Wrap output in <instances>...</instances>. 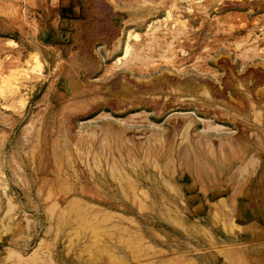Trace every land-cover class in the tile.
<instances>
[{
	"label": "rangeland",
	"instance_id": "rangeland-1",
	"mask_svg": "<svg viewBox=\"0 0 264 264\" xmlns=\"http://www.w3.org/2000/svg\"><path fill=\"white\" fill-rule=\"evenodd\" d=\"M34 56L40 69L22 70ZM12 72L0 264H264V202L241 201L264 192V149L258 183L239 160L218 175L188 155L240 130L264 140V0H0V88ZM106 136L134 158L107 155ZM137 183L150 197L135 204ZM55 205L101 214L47 215Z\"/></svg>",
	"mask_w": 264,
	"mask_h": 264
},
{
	"label": "bare ground",
	"instance_id": "bare-ground-1",
	"mask_svg": "<svg viewBox=\"0 0 264 264\" xmlns=\"http://www.w3.org/2000/svg\"><path fill=\"white\" fill-rule=\"evenodd\" d=\"M136 37L137 36H134L133 38H136ZM129 55H130V47H129V45L126 44L123 47V55H122V57L119 58V59H116V62H119L121 60L126 61L127 58L129 57ZM32 60H33L32 62H30V61L25 62V65H24V67H22V70L26 71L28 69V70L33 71V72L39 70L40 67H41V64L39 63L38 58L34 56L32 58ZM15 69L18 70V67H16ZM8 71H13V70H8ZM8 71H6V72L8 73ZM16 74H18V73H15V72L10 73L8 75L10 78L6 82L5 81H2V78H1V81H2L1 82V85L4 86L3 83H6L5 84L6 86L4 87V89H3V87L0 88V95L2 97L6 94L10 98H12L14 96H17L18 97L17 100H21L22 97L20 95L19 88H18L17 84L15 83L16 82L15 81L16 79L14 80ZM22 74H20V75L22 76ZM26 77H27V75H26ZM7 87H9V90L6 89ZM5 89L7 90V92L6 91L4 92ZM11 104H13V103H11ZM21 104H22V102H21ZM19 105H20V103H19ZM132 106H133V104H132ZM125 109H126V107H125ZM207 129L208 130H214V131L219 132V133L221 132V128L220 127H217L215 125H209L207 127ZM238 134L239 135L237 137H234V138L228 137V138H226L225 139L226 140V143L223 142L224 144L220 145L218 149H213L212 146L210 145V142L209 141H207L204 146H200V148H198L197 146H191L190 149H189L188 155H191V157H194L196 160L202 161L203 163L201 165L205 166V168L207 169V171L209 173L213 174V171H215V170L219 171L218 172V175H220L225 168L231 166L233 164V161L239 160L240 163H239L238 166H236V170H237L236 171V174L243 175L246 172L247 175L249 176L248 182L250 181L252 183H258L260 181H257L256 180V182H254V180H252L251 174H249V171H248V167L249 166L252 167L253 164H255V162H257L258 157L261 154V152H263L260 149H262V148L264 149V140L261 137L258 136L259 137V140H258L259 142H258V144H254V143H250L248 141V139L246 138L245 134L241 130L238 132ZM260 135H261V133H260ZM102 142H103V144L101 145V150L105 151L107 155H110L111 156V150H113V151H116V152L120 153V155H121V160L120 161H122L123 160V157L125 158V156H129V157L134 158V155H133V154H135L134 151H132L129 148H126L125 143H124L123 140L120 141V140L116 139L115 141H113V143L111 145L110 141L108 140V138L106 136L102 140ZM157 142H158V140L155 143H157ZM255 142H257V141H255ZM159 149H160L159 147L158 148H155V149H151L149 146H146V147L141 148L140 150H141V153L145 155V157L152 156L153 159L151 161H154L155 156L156 155L158 156V154L160 153L159 152ZM168 152L169 153L167 155L169 157V163L171 164V161L174 158L173 149L170 148L168 150ZM96 155H98V154H96ZM171 156H172V160H171ZM177 159L178 160H175V161H179L180 162L183 158L179 157ZM120 161H119V163H117L114 160V161H112V163H115V164H118L119 165L120 164ZM109 166H110V164H109ZM155 167H158V166H155ZM252 171L253 172L254 171L258 172L259 170H257V167L255 166V167L252 168ZM225 178H227V176ZM137 179L139 180L140 177L137 176ZM177 179H179V178L178 177H174V181L175 182L177 181ZM242 179L246 180L244 177H242ZM214 181H216V180L214 179ZM132 189H133V191H132L133 192V195H134V197H136V198H133L135 204L139 203L138 202L139 201L138 199H140L142 197H143V199L150 197L149 193L144 190V188L141 186L140 183H137L136 185H134ZM236 191H237V189H236ZM49 193H50V190H49V192L47 194H49ZM76 195L75 194H71V196L66 199V206H65L66 208H67L68 205H71L75 201H77V196ZM217 196H221V194H215L214 193L212 196L209 195L208 197H211V198L216 197L217 198ZM50 197H52V196H48V199H51ZM244 197L245 198L242 199L241 201H247L249 203L254 202V201L264 202V192H260L259 190L258 191L257 190H254V191L250 192L248 195H245ZM140 200H142V199H140ZM84 201H86V200H84ZM52 205H54V204H52ZM102 205H103V207L105 209H112V208L115 209L114 205H112V204L105 203V204H102ZM89 206H91V205H89ZM66 208H61V206L55 205L53 209H49L47 215H49V216L57 215L58 218L59 217L60 218H79V217H82V216H91V215L94 216V215H97V214H99V215L101 214V211H97V212L94 211L92 213H87V212L81 211V210L67 211ZM104 208L102 210H105Z\"/></svg>",
	"mask_w": 264,
	"mask_h": 264
}]
</instances>
